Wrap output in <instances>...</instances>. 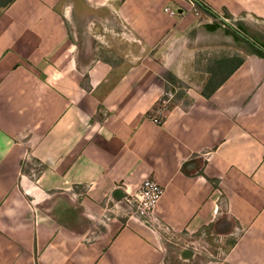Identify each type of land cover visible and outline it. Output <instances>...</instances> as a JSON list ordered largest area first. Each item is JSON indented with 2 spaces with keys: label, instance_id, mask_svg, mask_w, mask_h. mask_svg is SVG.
<instances>
[{
  "label": "crops",
  "instance_id": "1",
  "mask_svg": "<svg viewBox=\"0 0 264 264\" xmlns=\"http://www.w3.org/2000/svg\"><path fill=\"white\" fill-rule=\"evenodd\" d=\"M63 1L0 9V264H164L125 202L145 178L164 229L230 238L200 264H264V0H200L219 26L188 0H83L79 27Z\"/></svg>",
  "mask_w": 264,
  "mask_h": 264
},
{
  "label": "rangeland",
  "instance_id": "2",
  "mask_svg": "<svg viewBox=\"0 0 264 264\" xmlns=\"http://www.w3.org/2000/svg\"><path fill=\"white\" fill-rule=\"evenodd\" d=\"M1 1V0H0ZM64 4H69L68 1H63ZM62 5V4H60ZM65 5V6H66ZM107 10V11H106ZM103 13H109L108 8L104 10ZM91 18V17H89ZM100 18L105 24L113 23V16L108 15L106 17H98ZM102 18H106L107 21H104ZM96 17L94 18V20ZM98 19V21L100 20ZM78 20V19H77ZM68 22L70 26L72 27V24L75 26L76 21L74 17L70 19V16L68 18ZM78 23H85L89 21H81L78 20ZM115 23H118L115 22ZM87 25V24H86ZM111 26V25H110ZM127 33V32H126ZM118 34V33H117ZM120 34V35H119ZM116 35L115 33L106 32V35L112 40L113 42L120 43L122 45V48L120 49V53L124 52L126 49V40L127 38H122L123 34L119 33ZM262 35V34H261ZM125 36V35H124ZM254 38V37H253ZM254 41L258 40L257 37L253 39ZM257 42V41H256ZM252 49L249 47V52H251ZM119 52V51H118ZM37 175V174H36ZM160 225L158 227V230L163 233V242H164V264H200V262H203L205 260H216L222 258L223 254L226 252V250L230 247V238H221L218 237L219 235H210L209 231H207V235H202L201 233L199 235L190 236V237H183L180 238L178 235H174L163 228V226ZM213 232V231H212ZM190 259V262H186L183 259Z\"/></svg>",
  "mask_w": 264,
  "mask_h": 264
},
{
  "label": "built area",
  "instance_id": "3",
  "mask_svg": "<svg viewBox=\"0 0 264 264\" xmlns=\"http://www.w3.org/2000/svg\"><path fill=\"white\" fill-rule=\"evenodd\" d=\"M164 12L170 16L175 14L174 11L167 7L164 8ZM174 98V92L170 90L163 91L154 106L147 112L146 119L156 126H161L171 111ZM162 195L163 188L154 179L145 178L136 193L127 194L125 197V202L130 211L129 216L135 217L144 226L157 231L161 225L157 207Z\"/></svg>",
  "mask_w": 264,
  "mask_h": 264
},
{
  "label": "trees",
  "instance_id": "4",
  "mask_svg": "<svg viewBox=\"0 0 264 264\" xmlns=\"http://www.w3.org/2000/svg\"><path fill=\"white\" fill-rule=\"evenodd\" d=\"M12 1L13 0H1L0 1V9L5 8ZM188 1L193 5V7L196 10H199L200 12L205 13L206 15L210 16L212 19H215V21H216L215 25L219 26V25L223 24V21L217 20L218 16L207 5H205L202 1H200V0H188ZM223 16L231 18V16L229 15V13L226 10H224ZM237 38L240 39L239 37H237ZM250 47L255 54H257L259 56H264V54L260 50H258V48L255 45L250 44ZM209 181L212 183L214 182L213 180H209Z\"/></svg>",
  "mask_w": 264,
  "mask_h": 264
},
{
  "label": "flooded vegetation",
  "instance_id": "5",
  "mask_svg": "<svg viewBox=\"0 0 264 264\" xmlns=\"http://www.w3.org/2000/svg\"><path fill=\"white\" fill-rule=\"evenodd\" d=\"M70 7H71V13L74 17L76 24L75 26L79 27L82 23H78V20L84 21L86 20L85 13H88L90 15L94 13H98L99 9H95L88 4H85L83 0H69ZM78 19V20H77Z\"/></svg>",
  "mask_w": 264,
  "mask_h": 264
},
{
  "label": "water",
  "instance_id": "6",
  "mask_svg": "<svg viewBox=\"0 0 264 264\" xmlns=\"http://www.w3.org/2000/svg\"><path fill=\"white\" fill-rule=\"evenodd\" d=\"M225 227H227V226L225 225V223H220V224H218L217 227H216V229H215L216 233H218V234H223L225 231L228 230V228H225ZM220 228H221V229H220ZM224 228H225V229H224Z\"/></svg>",
  "mask_w": 264,
  "mask_h": 264
}]
</instances>
